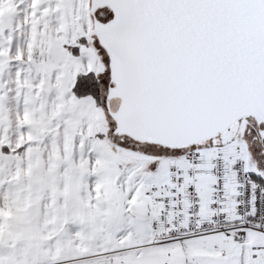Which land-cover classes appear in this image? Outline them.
I'll return each instance as SVG.
<instances>
[{
	"label": "snow or ice",
	"instance_id": "1",
	"mask_svg": "<svg viewBox=\"0 0 264 264\" xmlns=\"http://www.w3.org/2000/svg\"><path fill=\"white\" fill-rule=\"evenodd\" d=\"M0 264H264V0H0Z\"/></svg>",
	"mask_w": 264,
	"mask_h": 264
}]
</instances>
